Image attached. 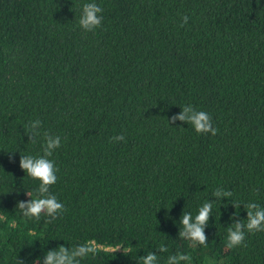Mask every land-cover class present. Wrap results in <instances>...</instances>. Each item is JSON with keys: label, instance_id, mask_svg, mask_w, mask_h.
<instances>
[{"label": "trees", "instance_id": "trees-1", "mask_svg": "<svg viewBox=\"0 0 264 264\" xmlns=\"http://www.w3.org/2000/svg\"><path fill=\"white\" fill-rule=\"evenodd\" d=\"M85 3L103 9L93 32ZM185 105L217 134L168 124ZM44 132L61 138L50 192L65 211L51 221L16 207L37 197L19 160L43 155ZM208 200L207 246H193L179 220ZM249 202L264 207V0H0V264L85 242L98 250L80 264H140L161 247L159 264H264V232L225 247Z\"/></svg>", "mask_w": 264, "mask_h": 264}, {"label": "clouds", "instance_id": "clouds-1", "mask_svg": "<svg viewBox=\"0 0 264 264\" xmlns=\"http://www.w3.org/2000/svg\"><path fill=\"white\" fill-rule=\"evenodd\" d=\"M103 9L96 3H85L82 6L81 15L79 18V26L86 32H93L95 29L101 27L103 22ZM181 26L187 24L188 17H181ZM179 115H173L168 121V124L174 121H181L186 124H191L198 134L210 133L216 135L218 129L212 126V118L205 111H198L191 105H185L181 108ZM41 121L39 119L30 122L28 125L29 140L35 141L40 132ZM113 142L123 141L124 136L118 135L110 138ZM43 155L33 156L24 155L20 157L19 167L29 177L39 181V186L36 189L37 197L32 198V193L25 192L29 197L27 202L18 201L16 207L21 211L24 217L39 219L42 214L47 215L51 220L58 218L60 214L65 211L64 204L60 202L56 195L50 192V186L57 181V167L53 160L49 159L53 152L61 146L60 136L51 135L48 132L43 133ZM232 196L231 190L222 188L216 189L212 193L215 200L230 198ZM206 201L198 209V213L193 217L190 212L183 214L180 217L179 223L182 226L179 230V237L192 242L193 246L202 245L207 246V236L205 234V227L208 224L210 216H212V209L214 201ZM234 208H239L240 204H232ZM246 207V219L237 220L227 228V242L225 247L233 249L235 247L246 246L244 241L246 233L264 232V207L257 203L249 202L244 205ZM236 213L232 214L233 217ZM49 221V222H50ZM125 249L123 247H116L112 250L114 253L117 249ZM97 246L91 242H85L74 247H65L63 245L51 249L44 254L43 259L37 258L32 264H80V260L88 255H95ZM158 252H167L166 247H161ZM156 252H148L146 255L140 257V264H159V258ZM188 262L191 264V257L184 253H176L167 257L166 264H183ZM22 264V261H20Z\"/></svg>", "mask_w": 264, "mask_h": 264}]
</instances>
